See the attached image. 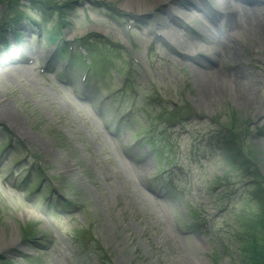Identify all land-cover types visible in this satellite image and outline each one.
<instances>
[{"label":"rangeland","instance_id":"obj_1","mask_svg":"<svg viewBox=\"0 0 264 264\" xmlns=\"http://www.w3.org/2000/svg\"><path fill=\"white\" fill-rule=\"evenodd\" d=\"M41 1L42 12L35 0H0V51L16 44L14 25L22 46L13 58L25 56L0 74V256L10 264H240L249 236L264 235L249 223L264 189L260 1L226 0L228 11L218 0ZM254 11L257 33L243 20L235 29L232 12ZM56 25L62 40L101 36L88 82L78 59L75 69L46 67ZM131 55L141 64L129 80ZM12 171L31 175L12 189ZM45 176L72 206L46 204ZM67 208L70 216L58 212Z\"/></svg>","mask_w":264,"mask_h":264},{"label":"trees","instance_id":"obj_2","mask_svg":"<svg viewBox=\"0 0 264 264\" xmlns=\"http://www.w3.org/2000/svg\"><path fill=\"white\" fill-rule=\"evenodd\" d=\"M41 2V0H35V3ZM48 4V3H47ZM37 7L44 11V9L41 7L40 3H37ZM56 8V7H55ZM63 8L58 7L57 11H61ZM57 33V28L54 27L52 30V33L49 34L51 36L55 35ZM58 37L55 36L52 39H56ZM221 142L217 139V143ZM221 145V144H220ZM246 165H243V167ZM241 167V166H240ZM255 177V175H254ZM257 183V187L260 185L258 180L255 181ZM259 194H257L256 203L258 204V208L260 210L259 217H256L254 220L250 221L251 224H254V226L258 230L259 233H262V228H264V189L258 191ZM242 252V264H264V235L257 234L252 236V240L246 241L245 247L243 248ZM0 264H9L4 258L0 257Z\"/></svg>","mask_w":264,"mask_h":264},{"label":"bare ground","instance_id":"obj_3","mask_svg":"<svg viewBox=\"0 0 264 264\" xmlns=\"http://www.w3.org/2000/svg\"><path fill=\"white\" fill-rule=\"evenodd\" d=\"M167 1H172V0H167ZM199 1V0H198ZM256 1H260V4H262V6H261V12H264V0L263 1H261V0H256ZM220 4H219V7L220 8H223L224 6H227V8H226V11H228L229 10V3H227V1L226 0H224V1H221L220 0V2H219ZM191 6L192 7H195V4H191ZM197 6V5H196ZM195 8H197V7H195ZM232 10H234V8L232 9ZM259 10V11H260ZM256 12V11H254V12H248V14L247 15H245V16H243V13L241 12V14L240 15H238L237 13H236V15H234L233 14V12H232V19H233V21H234V27H235V29H238V30H242V29H244V25H243V23H242V20H243V22L245 21V24L247 25V27L249 28V29H253L254 30V32H256L257 33V29H259L260 30V28H257L256 29V27H257V24H258V14L259 13H261V12ZM226 15H228V12H226L225 13ZM186 16V14H182L181 16ZM234 15V16H233ZM239 16V17H238ZM241 17H243V19H240ZM206 28V27H205ZM256 37H259V36H257L256 35ZM260 40H261V38H260ZM217 41H219V40H217ZM210 63H213V61L212 62H210ZM213 68H215V66L213 65ZM235 82V81H234ZM148 162H147V165H149V164H151V162H150V160H147Z\"/></svg>","mask_w":264,"mask_h":264}]
</instances>
